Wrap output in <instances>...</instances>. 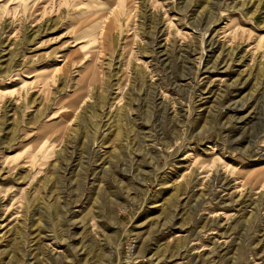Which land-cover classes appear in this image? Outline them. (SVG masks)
I'll return each mask as SVG.
<instances>
[{
    "label": "rangeland",
    "instance_id": "rangeland-1",
    "mask_svg": "<svg viewBox=\"0 0 264 264\" xmlns=\"http://www.w3.org/2000/svg\"><path fill=\"white\" fill-rule=\"evenodd\" d=\"M264 264V0H0V264Z\"/></svg>",
    "mask_w": 264,
    "mask_h": 264
},
{
    "label": "built area",
    "instance_id": "built-area-1",
    "mask_svg": "<svg viewBox=\"0 0 264 264\" xmlns=\"http://www.w3.org/2000/svg\"><path fill=\"white\" fill-rule=\"evenodd\" d=\"M128 244L129 245L127 247V255L121 264H136V262L133 261V258L137 246V241L135 239H132Z\"/></svg>",
    "mask_w": 264,
    "mask_h": 264
}]
</instances>
